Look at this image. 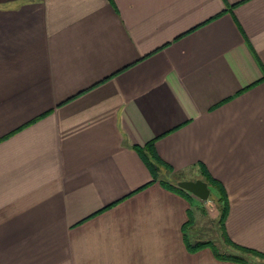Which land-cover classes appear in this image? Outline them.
I'll list each match as a JSON object with an SVG mask.
<instances>
[{
	"label": "crops",
	"instance_id": "1",
	"mask_svg": "<svg viewBox=\"0 0 264 264\" xmlns=\"http://www.w3.org/2000/svg\"><path fill=\"white\" fill-rule=\"evenodd\" d=\"M149 141L264 254V0H0V264H239L187 250Z\"/></svg>",
	"mask_w": 264,
	"mask_h": 264
},
{
	"label": "trees",
	"instance_id": "2",
	"mask_svg": "<svg viewBox=\"0 0 264 264\" xmlns=\"http://www.w3.org/2000/svg\"><path fill=\"white\" fill-rule=\"evenodd\" d=\"M133 148L140 156L142 161L145 163L147 168L149 169L151 176L153 178L152 181L158 180L164 188L181 195L189 203L191 202L192 199L191 194L179 188L176 185L177 181L185 180L183 173L173 171V169L159 157V155L155 150L154 141H149L143 146H134ZM200 169H201V173H199L197 177L192 178V180L199 178L207 183L208 188L210 189V194L208 199L213 200L214 203L216 202L219 211L217 224L219 225L218 227L220 230V236H222L223 241L242 253H248L259 258H264L263 253H260L258 251L246 247L239 246L228 238L224 228V222L228 212V199H227L226 191L223 185L221 184V182L213 178L207 172V170L203 165H201ZM192 225H193V216L191 211L187 210V220L184 222L182 226L183 239L187 250L195 252L202 248H208L212 252L214 257L218 260L231 261L239 264H253L248 262L247 259L242 255L220 252L215 246V244H213L208 239L202 240V239L191 238L189 236L190 234L189 230L192 227Z\"/></svg>",
	"mask_w": 264,
	"mask_h": 264
},
{
	"label": "rangeland",
	"instance_id": "3",
	"mask_svg": "<svg viewBox=\"0 0 264 264\" xmlns=\"http://www.w3.org/2000/svg\"><path fill=\"white\" fill-rule=\"evenodd\" d=\"M198 208H194L196 218L200 221H194V237L202 238V240H210L220 252L239 254L244 256L248 262L256 264H264V258H259L248 253H242L225 243L220 236L217 218L219 211L216 202L213 200L201 201ZM199 227V228H198ZM196 237V238H197ZM195 239V238H193Z\"/></svg>",
	"mask_w": 264,
	"mask_h": 264
},
{
	"label": "water",
	"instance_id": "4",
	"mask_svg": "<svg viewBox=\"0 0 264 264\" xmlns=\"http://www.w3.org/2000/svg\"><path fill=\"white\" fill-rule=\"evenodd\" d=\"M176 185L201 201H206L209 198L210 189L202 179L181 180L177 181Z\"/></svg>",
	"mask_w": 264,
	"mask_h": 264
}]
</instances>
